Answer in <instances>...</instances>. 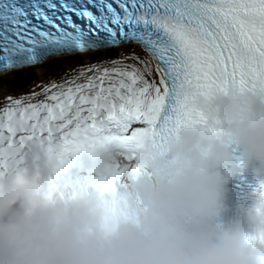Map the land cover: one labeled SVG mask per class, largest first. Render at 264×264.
Segmentation results:
<instances>
[{"label": "snow or ice", "instance_id": "obj_1", "mask_svg": "<svg viewBox=\"0 0 264 264\" xmlns=\"http://www.w3.org/2000/svg\"><path fill=\"white\" fill-rule=\"evenodd\" d=\"M131 44L145 55L93 60ZM15 74L48 80L4 96L0 173L34 140L56 168L113 142L130 159L148 138L163 148L180 126L205 123L196 96L229 84L264 91V0H0V76ZM121 172L76 183L114 195Z\"/></svg>", "mask_w": 264, "mask_h": 264}, {"label": "clouds", "instance_id": "obj_2", "mask_svg": "<svg viewBox=\"0 0 264 264\" xmlns=\"http://www.w3.org/2000/svg\"><path fill=\"white\" fill-rule=\"evenodd\" d=\"M195 103L205 123L180 126L163 148L148 138L130 159L113 142L56 168L46 144L26 143L0 173V264H264V196L243 222L223 214L238 161L264 172V91L229 84ZM116 165L114 195L76 183Z\"/></svg>", "mask_w": 264, "mask_h": 264}, {"label": "rangeland", "instance_id": "obj_3", "mask_svg": "<svg viewBox=\"0 0 264 264\" xmlns=\"http://www.w3.org/2000/svg\"><path fill=\"white\" fill-rule=\"evenodd\" d=\"M120 52H124V53L134 52L137 55H140L141 57H143L145 55V53H143V51L141 49H139L137 47H132L131 49H124L123 48V49H116V51H112L109 53H101L99 56L94 57L93 60H98V59H103V58H112V57L118 56L120 54ZM67 65L76 67V62L75 61H69L67 63ZM69 66H66V64H64L62 67H57L50 73V75L53 77H58L62 73V72H60V70L63 68L64 71L65 70L69 71V68H70ZM53 67H55V66H53ZM40 77H42V76L40 75ZM40 77L36 76V80L38 83L40 82L39 81ZM43 77H44L43 81L45 83H47L48 76H43ZM3 82H6V80L3 76H0V106H2L3 98L6 94H12V95L19 96V94L14 89H11L7 84H3ZM42 98L43 97H40V99H42Z\"/></svg>", "mask_w": 264, "mask_h": 264}, {"label": "trees", "instance_id": "obj_4", "mask_svg": "<svg viewBox=\"0 0 264 264\" xmlns=\"http://www.w3.org/2000/svg\"><path fill=\"white\" fill-rule=\"evenodd\" d=\"M66 66H68L66 64ZM60 72H64L62 68ZM36 83L35 74L31 77H26L23 74H15L12 78L3 82V84H7L11 89H14L17 92H24L32 88V84Z\"/></svg>", "mask_w": 264, "mask_h": 264}, {"label": "bare ground", "instance_id": "obj_5", "mask_svg": "<svg viewBox=\"0 0 264 264\" xmlns=\"http://www.w3.org/2000/svg\"><path fill=\"white\" fill-rule=\"evenodd\" d=\"M128 48H131V47H128Z\"/></svg>", "mask_w": 264, "mask_h": 264}]
</instances>
